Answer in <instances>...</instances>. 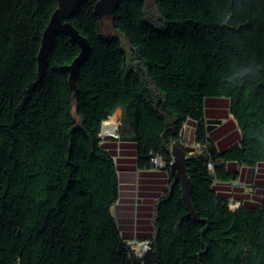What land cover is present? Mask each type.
Instances as JSON below:
<instances>
[{
    "label": "trees",
    "instance_id": "obj_1",
    "mask_svg": "<svg viewBox=\"0 0 264 264\" xmlns=\"http://www.w3.org/2000/svg\"><path fill=\"white\" fill-rule=\"evenodd\" d=\"M94 2L70 19L90 45L73 78L63 66L79 46L65 34L37 66L57 0H0V264H264V184L234 209L223 184L238 173L229 163H264V0H153L156 18L146 0H119L107 31ZM249 65L257 74L236 86ZM209 95L229 98L240 138L218 150L210 136L189 154L197 219L167 166L137 256L115 212L119 169L101 122L120 108L119 139L133 140L137 167L150 169L188 120L205 138Z\"/></svg>",
    "mask_w": 264,
    "mask_h": 264
},
{
    "label": "crops",
    "instance_id": "obj_2",
    "mask_svg": "<svg viewBox=\"0 0 264 264\" xmlns=\"http://www.w3.org/2000/svg\"><path fill=\"white\" fill-rule=\"evenodd\" d=\"M203 111L206 130L218 150L238 142L240 131L236 119L229 111L228 97L206 96ZM208 118L219 119L220 121L214 123L208 129L206 121ZM182 128V132L187 139H195L197 121L188 120ZM102 142L111 151L119 169L120 199L115 207V212L122 229L127 235L137 233L141 237L146 236L150 230L149 219L152 202L166 186L168 173L164 169L138 168L136 164V147L133 140L107 137ZM239 167L240 170H238L236 178L223 184L226 187L231 185L230 187L234 189V193L239 192L241 195H237L238 198H252L243 186L244 183L251 184L254 187L253 197H257L263 189L264 163H260L258 167L254 168L234 162L229 163L230 170H236ZM133 217L136 218V222ZM144 222H147V224H144Z\"/></svg>",
    "mask_w": 264,
    "mask_h": 264
},
{
    "label": "water",
    "instance_id": "obj_3",
    "mask_svg": "<svg viewBox=\"0 0 264 264\" xmlns=\"http://www.w3.org/2000/svg\"><path fill=\"white\" fill-rule=\"evenodd\" d=\"M84 0H57L58 5L53 10L50 18L42 31L40 47L37 53V66L39 71H44L47 66V57L53 45L55 35L62 33L67 35L70 40L79 46V52L71 62L63 66L69 75L75 78L78 75L82 62L86 59L90 45L88 39L79 33L77 28L71 23L70 19L78 12L79 6ZM119 0H95L93 5L94 13L102 16L112 12ZM207 128L219 122V119L208 118ZM173 161L169 165L172 174L171 185L180 182L182 185L181 199L187 209L188 214L197 219V214L191 204L190 194L192 191L191 179L187 172V161L189 154L176 142L170 145Z\"/></svg>",
    "mask_w": 264,
    "mask_h": 264
},
{
    "label": "built area",
    "instance_id": "obj_4",
    "mask_svg": "<svg viewBox=\"0 0 264 264\" xmlns=\"http://www.w3.org/2000/svg\"><path fill=\"white\" fill-rule=\"evenodd\" d=\"M102 122H101V128H100V132H99V136L101 138V141H103L104 138H107V137H115V138L119 137V135L117 133L118 128L116 129V133L102 135L101 134ZM210 139H211L210 135L208 134V132H206L205 138L202 141H196L195 140L194 141L195 146L196 145L199 146V150H197V151L206 150V148L208 147ZM194 151H195V149L194 150H190V151H188V154H191ZM172 161H173L172 154L170 155L169 159H167V160H164L159 155H154V156L151 157L152 168H154V169H164V170H166L167 166L170 165V163ZM214 166H215V162H213V160H211V158H209V160L207 161V168L212 172ZM219 182H220L219 179H217V178L213 179V183H219ZM239 203H240L239 200L234 201V200H231V198H229L228 206H229L230 209H234V208H236L239 205ZM126 242L130 246L131 250L137 256H141L143 254V252H145L149 248V239L148 238H141L140 240H137L135 237L132 236V237L128 238ZM134 244L136 245V247H135Z\"/></svg>",
    "mask_w": 264,
    "mask_h": 264
},
{
    "label": "rangeland",
    "instance_id": "obj_5",
    "mask_svg": "<svg viewBox=\"0 0 264 264\" xmlns=\"http://www.w3.org/2000/svg\"><path fill=\"white\" fill-rule=\"evenodd\" d=\"M146 2H147V13H148V15L153 16L154 18H156V16H155L156 15L155 9H154V6H153V0H146ZM109 22H110V14L109 13L103 14L101 16V29L107 31L108 26H109ZM119 116H120V112L118 114V119H119V123H118V127H117L118 129H119V124H120V117ZM182 129H181L180 137L175 142L177 144H179L184 150H185V148H194L195 151L199 150V146H197V145L195 146V143H194L195 139L194 140L193 139L190 140L189 138L187 139L186 138V135H184V133L182 132ZM118 132L119 131L117 130V133ZM118 135H119V133H118ZM113 138H115V137H113ZM116 139H119V137L116 138ZM186 153L188 154V151H186ZM238 170H240V167L238 168ZM229 184H231V182H229ZM230 186L231 185H228L227 188H228V190H230L229 191L230 192L229 194H230L231 200H234V201L239 200L238 197H237V195H241V194L239 192H235L234 193V191H233L234 189H231ZM243 186L246 189V191L248 193H250L251 196L253 197V195H254V187H253V185L248 184V183L247 184L244 183ZM113 209L114 208H112V210ZM133 219L136 222V218L133 217ZM149 222H150V225L149 226H151V216H150ZM137 223H138V220H137ZM144 224H147V222H144ZM132 236L135 237L137 240H140L142 238L137 233L133 234ZM135 247H136V245H135Z\"/></svg>",
    "mask_w": 264,
    "mask_h": 264
},
{
    "label": "bare ground",
    "instance_id": "obj_6",
    "mask_svg": "<svg viewBox=\"0 0 264 264\" xmlns=\"http://www.w3.org/2000/svg\"><path fill=\"white\" fill-rule=\"evenodd\" d=\"M119 110V108H116L112 114H110L106 119L103 120L101 129L102 135L116 133V129L119 123Z\"/></svg>",
    "mask_w": 264,
    "mask_h": 264
},
{
    "label": "clouds",
    "instance_id": "obj_7",
    "mask_svg": "<svg viewBox=\"0 0 264 264\" xmlns=\"http://www.w3.org/2000/svg\"><path fill=\"white\" fill-rule=\"evenodd\" d=\"M254 67L252 65L246 66L244 67L239 74L238 77V81H237V85L239 86L241 85L246 79H251L254 75H256L257 73L254 71Z\"/></svg>",
    "mask_w": 264,
    "mask_h": 264
}]
</instances>
